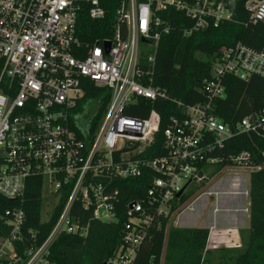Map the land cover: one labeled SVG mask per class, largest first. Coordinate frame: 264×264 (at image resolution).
<instances>
[{
    "label": "built area",
    "instance_id": "2783aa9c",
    "mask_svg": "<svg viewBox=\"0 0 264 264\" xmlns=\"http://www.w3.org/2000/svg\"><path fill=\"white\" fill-rule=\"evenodd\" d=\"M237 4L238 0H121L103 31L107 34L100 37L95 35L99 22L107 16L102 0H0V194L15 202L1 215L9 233L0 236V264H56L51 259L55 241L87 232L79 210L90 211L95 220L119 222L125 180L142 179L146 197L127 201L121 242L106 264H135L152 230L161 228L160 218L169 222L173 214L193 210L200 198L249 196V190H210L171 211L175 199L193 187H206L212 166L224 159L213 152H220L229 138L242 132L264 137V106L231 124L215 113L226 97L228 76L243 81L264 78V51L241 41L222 47L202 80L203 102L186 104L155 84L158 44L170 29L161 11L174 9L189 18L192 25L186 35L224 23L264 24V0H246L247 20L238 17ZM141 44L153 47L152 53H143ZM88 82L108 93L109 101L98 120L99 109L86 123L78 114L90 99H101L86 98ZM140 100H169L181 110L161 132L160 155H153L159 113H127ZM227 159L233 165L221 170L238 166L252 172L264 165V150H243ZM32 178L42 179V196L53 208L66 196L40 244L34 241V230L24 231L23 202ZM215 227H210L208 240ZM147 264H163L162 255L151 256Z\"/></svg>",
    "mask_w": 264,
    "mask_h": 264
},
{
    "label": "trees",
    "instance_id": "16d2710c",
    "mask_svg": "<svg viewBox=\"0 0 264 264\" xmlns=\"http://www.w3.org/2000/svg\"><path fill=\"white\" fill-rule=\"evenodd\" d=\"M121 0H102L106 8L107 16L99 22L101 28L96 36L103 37L105 29L119 6ZM246 0H238V17L247 20L248 12L244 8ZM160 15L169 24V32L161 35L157 49V68L155 84L164 88L170 98L181 100L186 104H195L206 100L202 80L209 76L211 60L224 46L241 41L256 50L264 51V24L248 23L247 25L235 22L224 23L217 28L205 31L185 34V29L192 22L183 13L174 9L161 11ZM87 20V18H85ZM101 26V27H100ZM85 37V29H82ZM226 97L221 99L216 106L215 113L225 122L231 124L255 110L264 106V78L252 76L243 81L234 76H228L225 80ZM86 98H101L98 103V120L107 106L109 94L102 88L95 87L91 82L85 85ZM152 110L160 115V127L153 144L154 156L163 152L161 132L165 129L172 116H180L181 110L175 103L169 100H157L150 102L140 100L137 107L128 110L127 113L134 117H147ZM249 150L252 153L264 150V137L256 132L239 133L229 138L220 152L224 159L221 164L213 167L209 178L219 172L226 165H233L227 157L232 153ZM257 156L255 162H261ZM121 187V212L117 223H106L95 220L90 211L79 210L82 222L87 225L84 236L67 234L60 236L52 246L51 259L56 264H103L111 257L121 242L123 222L126 219L123 212L127 201L146 197V183L142 179L125 180ZM199 188V186H196ZM195 190V189H193ZM192 189L186 194L175 199L171 211L175 210L192 194ZM250 227L249 237L245 247L235 257V264H264V165L259 170L250 173ZM66 196L55 206L48 217L43 215L44 198L42 196V179L32 178L26 191L23 206L27 218L24 231L36 232L37 244H40L55 223ZM15 205L0 194V236L9 233V227L1 219L5 210ZM161 228L152 230V238L145 242L135 264H147L150 257L155 255L158 259L163 254L166 241L167 217H161ZM209 228H180L171 227L167 233V246L165 264H204L209 263L204 258L209 238ZM33 241V240H32ZM29 244L27 240L26 245ZM206 261V262H205Z\"/></svg>",
    "mask_w": 264,
    "mask_h": 264
},
{
    "label": "rangeland",
    "instance_id": "374dc122",
    "mask_svg": "<svg viewBox=\"0 0 264 264\" xmlns=\"http://www.w3.org/2000/svg\"><path fill=\"white\" fill-rule=\"evenodd\" d=\"M141 49L143 53H152L153 47H150L148 44H141ZM98 111V104L94 99H90L87 104L85 105V108L78 114L81 120H84L86 123H89V116L94 115L95 112ZM252 168L250 167H230L229 169L220 170L216 174H214L212 177H210V180H208L207 185L205 188H192V194L189 197V201L197 198L200 194H203L210 190H222L225 192H234V191H244L249 190L250 186V172ZM195 189V190H193ZM250 194V192H249ZM241 197V196H240ZM243 197V196H242ZM216 196H207L204 198H200L199 200L194 203V206L197 207V204L204 199L208 202V207L213 205V208L216 206L218 207V202L216 200ZM219 205L220 206H236L240 205L242 202L240 199L234 196V194H223L219 196ZM246 199V205L248 206L250 195L245 196ZM217 204V205H216ZM53 210V203L50 202V199L48 197L44 198V205H43V216L46 218ZM189 211L183 213L182 215H179L177 217L176 214H173L168 222V226L166 229V241L165 246L162 254V260L163 264H165V257H166V246H167V239H168V231L171 227L179 225L180 228H186L187 223L184 220V216L188 214ZM183 216V217H182ZM228 218V217H227ZM203 217L196 218L195 220H192L193 224L200 225L203 222ZM223 221L227 224L224 225V228H218L216 235L213 236L212 240H208L207 246H206V252H204V258L209 263L206 262L204 264H235V257L236 255L242 251L245 247V244L249 237V228H240L239 230L232 231L231 229H228L230 225V220L223 219ZM176 222H178L177 225ZM221 229V230H220ZM237 233V234H236ZM239 239V241L234 242L233 236L234 235ZM239 237V238H238Z\"/></svg>",
    "mask_w": 264,
    "mask_h": 264
},
{
    "label": "crops",
    "instance_id": "0c3cea01",
    "mask_svg": "<svg viewBox=\"0 0 264 264\" xmlns=\"http://www.w3.org/2000/svg\"><path fill=\"white\" fill-rule=\"evenodd\" d=\"M235 195L238 199H240L242 201L240 203V205L220 206L219 205L220 198H218L217 202H218L219 210L217 212L214 211L215 208H213V205H212V207L211 206L208 207V202L206 199H204L203 201H201L197 204V207L194 206V209L189 211L188 214L183 215L184 220L187 223H189V224H186L183 226H186V228H209L210 229V227L212 225H215L216 226L215 229L211 232V236H215L218 228L222 229L225 227L224 225H227L224 221H223L224 224H222V220L225 218V219L230 220V222H229L230 225L227 228L231 229L233 232L234 231L237 232V230H239L240 228H247L248 229L250 227V200H249V204L247 206L246 202H245L246 201V199H245L246 195L234 194V196ZM245 208H248V210H244ZM201 216L203 217V219H202L203 222L200 225L197 226V224L192 223V220H195L196 218H199ZM175 227H179V225H177ZM235 235L233 236V239L235 238L234 242H236V241L238 242L239 239H237V237ZM211 240L212 239H210V241Z\"/></svg>",
    "mask_w": 264,
    "mask_h": 264
},
{
    "label": "water",
    "instance_id": "95a60500",
    "mask_svg": "<svg viewBox=\"0 0 264 264\" xmlns=\"http://www.w3.org/2000/svg\"><path fill=\"white\" fill-rule=\"evenodd\" d=\"M143 41H144V42H149V43H152V42H153L152 40L145 39V38H143ZM107 46L110 47L109 44H107ZM180 194H181V193H179V195H180ZM103 264H106V263H103Z\"/></svg>",
    "mask_w": 264,
    "mask_h": 264
},
{
    "label": "bare ground",
    "instance_id": "6f19581e",
    "mask_svg": "<svg viewBox=\"0 0 264 264\" xmlns=\"http://www.w3.org/2000/svg\"><path fill=\"white\" fill-rule=\"evenodd\" d=\"M212 237H213V236H211L210 239H212ZM210 239H209V240H210Z\"/></svg>",
    "mask_w": 264,
    "mask_h": 264
}]
</instances>
